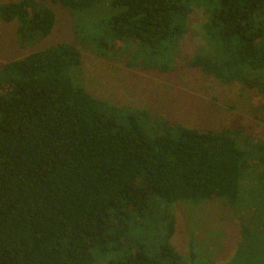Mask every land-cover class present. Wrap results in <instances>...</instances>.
I'll return each instance as SVG.
<instances>
[{
	"label": "trees",
	"instance_id": "16d2710c",
	"mask_svg": "<svg viewBox=\"0 0 264 264\" xmlns=\"http://www.w3.org/2000/svg\"><path fill=\"white\" fill-rule=\"evenodd\" d=\"M103 1L12 0L0 20L31 41L51 33L58 4L84 20L82 40L100 51L135 44V65L167 71L201 9L205 44L187 64L264 94V0H107L97 19L87 10ZM81 68L66 41L0 67V264H214L194 238L186 253L171 240L173 204L213 198L253 204L226 264H264V143L240 128L150 122L144 109L120 121Z\"/></svg>",
	"mask_w": 264,
	"mask_h": 264
},
{
	"label": "rangeland",
	"instance_id": "374dc122",
	"mask_svg": "<svg viewBox=\"0 0 264 264\" xmlns=\"http://www.w3.org/2000/svg\"><path fill=\"white\" fill-rule=\"evenodd\" d=\"M7 1L12 0L0 3ZM106 3L107 0L87 11L96 13L99 19L106 15ZM49 6L55 14V24L45 37L22 42L16 36V21L0 20V67L55 42H70L82 55L81 79L85 88L106 104L121 109L114 111L120 121L130 109H144L150 122L165 119L202 130L240 128L244 136L264 143V94L239 82L221 83L187 64L197 48L205 44L200 27L205 16L201 9L189 14L188 32L173 53L171 68L160 71L134 64L135 44L118 51H100L78 36L82 35L77 26L84 22L82 18L58 4ZM247 196L251 198V192ZM173 208L176 223L171 240L175 248L186 253L189 239L194 238L201 257L207 256L214 264H226L241 242V224L251 217L253 204L226 206L220 198H213L193 207L177 202ZM96 258L99 264L101 258Z\"/></svg>",
	"mask_w": 264,
	"mask_h": 264
}]
</instances>
